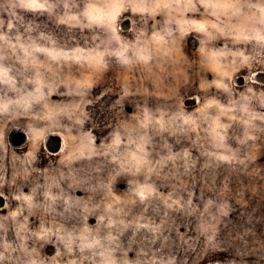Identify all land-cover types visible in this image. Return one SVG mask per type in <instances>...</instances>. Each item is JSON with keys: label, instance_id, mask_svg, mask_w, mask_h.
I'll list each match as a JSON object with an SVG mask.
<instances>
[{"label": "rangeland", "instance_id": "rangeland-1", "mask_svg": "<svg viewBox=\"0 0 264 264\" xmlns=\"http://www.w3.org/2000/svg\"><path fill=\"white\" fill-rule=\"evenodd\" d=\"M0 264H264V0H0Z\"/></svg>", "mask_w": 264, "mask_h": 264}, {"label": "bare ground", "instance_id": "bare-ground-1", "mask_svg": "<svg viewBox=\"0 0 264 264\" xmlns=\"http://www.w3.org/2000/svg\"><path fill=\"white\" fill-rule=\"evenodd\" d=\"M47 137V136H46ZM49 137L51 138H57L58 135L57 134H50ZM48 141V140H47ZM50 142V141H49ZM54 142V141H53ZM60 142V141H59ZM58 143V142H57ZM52 145V144H51ZM54 145V144H53ZM57 146V145H56Z\"/></svg>", "mask_w": 264, "mask_h": 264}]
</instances>
